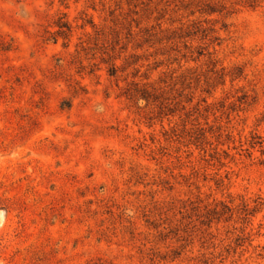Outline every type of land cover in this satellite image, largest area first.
<instances>
[{"label":"rangeland","instance_id":"obj_1","mask_svg":"<svg viewBox=\"0 0 264 264\" xmlns=\"http://www.w3.org/2000/svg\"><path fill=\"white\" fill-rule=\"evenodd\" d=\"M0 264H264V0H0Z\"/></svg>","mask_w":264,"mask_h":264},{"label":"trees","instance_id":"obj_2","mask_svg":"<svg viewBox=\"0 0 264 264\" xmlns=\"http://www.w3.org/2000/svg\"><path fill=\"white\" fill-rule=\"evenodd\" d=\"M57 28L59 29L58 32L62 35H65L66 32H70V27L67 25V23H58ZM116 72H117L116 67H112L110 70V75L114 76L116 74ZM146 96H147L146 93L142 94V97H146Z\"/></svg>","mask_w":264,"mask_h":264}]
</instances>
